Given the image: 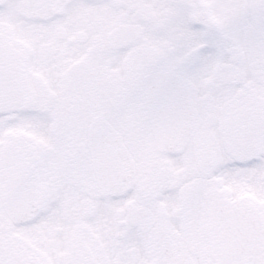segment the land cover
Wrapping results in <instances>:
<instances>
[{
  "label": "snow or ice",
  "instance_id": "snow-or-ice-1",
  "mask_svg": "<svg viewBox=\"0 0 264 264\" xmlns=\"http://www.w3.org/2000/svg\"><path fill=\"white\" fill-rule=\"evenodd\" d=\"M0 264H264V0H0Z\"/></svg>",
  "mask_w": 264,
  "mask_h": 264
}]
</instances>
